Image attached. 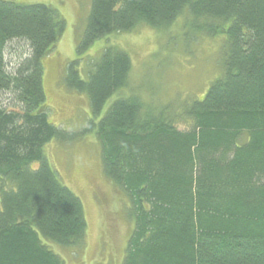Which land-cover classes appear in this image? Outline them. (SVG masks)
Here are the masks:
<instances>
[{
	"label": "trees",
	"instance_id": "16d2710c",
	"mask_svg": "<svg viewBox=\"0 0 264 264\" xmlns=\"http://www.w3.org/2000/svg\"><path fill=\"white\" fill-rule=\"evenodd\" d=\"M179 18L196 34L225 36L223 75L182 114L145 111L135 96L103 115L127 87L131 59L107 47L84 79L81 58L113 34ZM66 27L51 6L0 0V264H65L44 240L83 248V203L44 147L90 132L106 175L130 198L123 264H264V0H92L79 59L65 73L66 86L89 98L81 133L51 122L44 87V62ZM13 42L26 47L15 64L6 58Z\"/></svg>",
	"mask_w": 264,
	"mask_h": 264
},
{
	"label": "rangeland",
	"instance_id": "374dc122",
	"mask_svg": "<svg viewBox=\"0 0 264 264\" xmlns=\"http://www.w3.org/2000/svg\"><path fill=\"white\" fill-rule=\"evenodd\" d=\"M23 5L44 4L57 9L67 22L57 50L44 62V87L50 120L67 133H81L91 120L89 98L70 90L65 83L67 64L79 59L78 46L84 36L92 0H14ZM226 38L194 33L184 18L156 29L140 25L132 32L113 34L97 41L80 62L88 79L90 65L107 47L127 53L131 71L127 87L106 103L103 115L122 98L139 97L145 111L163 107L182 114L185 104L202 99L212 83L223 75ZM21 42H13L7 61H20ZM180 125V130L185 129ZM44 153L63 184L82 201L87 220L83 248H66L44 240L65 264H123L134 230L128 193L105 173L102 146L96 132L71 141L54 140Z\"/></svg>",
	"mask_w": 264,
	"mask_h": 264
},
{
	"label": "bare ground",
	"instance_id": "6f19581e",
	"mask_svg": "<svg viewBox=\"0 0 264 264\" xmlns=\"http://www.w3.org/2000/svg\"><path fill=\"white\" fill-rule=\"evenodd\" d=\"M34 113V112H33ZM48 115V114H47Z\"/></svg>",
	"mask_w": 264,
	"mask_h": 264
}]
</instances>
